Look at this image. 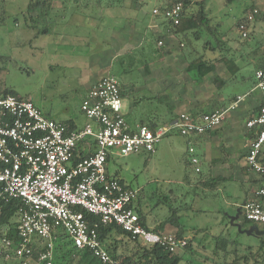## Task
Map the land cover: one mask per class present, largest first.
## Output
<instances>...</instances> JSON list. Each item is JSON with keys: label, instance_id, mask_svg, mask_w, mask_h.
<instances>
[{"label": "rangeland", "instance_id": "374dc122", "mask_svg": "<svg viewBox=\"0 0 264 264\" xmlns=\"http://www.w3.org/2000/svg\"><path fill=\"white\" fill-rule=\"evenodd\" d=\"M29 1L0 0V14L3 10L5 17L4 23L0 24V95L10 94L21 100L32 102L45 117L62 124L65 129L69 128L68 123L74 124L81 129L88 122V119L80 111V103L87 92L85 82L90 81L89 79L85 80L84 77L87 75H92L91 77L95 81L100 76L111 74L116 76L122 86L131 83L136 89L134 93L140 94L142 93V87H146L147 84L145 72L146 75H152L153 82L149 89H147V97H151L134 109L135 112H138L137 114H139L140 119L147 118L145 116H149L150 113L148 112L151 109L159 111L161 110V106L165 107V105L161 104L157 106L159 101L152 100L153 98L158 99L157 96L161 94V92H158L161 88V80L163 83H166L165 79L169 83L168 91L164 92L168 95H173V91L176 92L177 86L181 83H183L182 86L185 92H188L190 95H193V91L199 88L201 90L206 89L208 93L209 91H214L212 82L214 76L229 78L230 75L223 63H216V72L207 74L201 81L197 82L194 73L188 72L187 67L196 56L201 54L207 59L212 60L226 52L227 56L233 58L240 67H244L236 79L227 82L221 90L219 95H222L225 101L229 103L231 98L237 94L245 96V100L241 103V106L251 101V107L254 108L257 107L259 100H262L261 102L264 101V93L258 90L254 92L251 90L254 89L256 81L255 70L249 63L253 61L250 60L251 49L263 37L264 25L257 26L255 29L253 27L254 24L252 25L248 36L251 33L252 35L247 40V45H242L241 38H237L239 35L236 30L237 22L249 11L247 10L248 4L246 0H237L231 5H224L223 0H210L204 4L203 10L208 19H210V24L217 25V34L215 36H217L220 42H226L224 48L219 46L215 52L204 51L202 49L203 41L207 38L214 43L216 41L214 37H207L206 34L202 36L203 41L201 42L191 40L190 47L186 45L181 47L180 41L175 37L169 36L170 38L166 39V42L163 39V44L165 43V45L161 47V52L156 56H152L150 53L151 57L145 50L143 58L139 60L140 63L136 66V72L132 71L126 81L119 73H116L117 71L114 67L116 55L135 50L136 45L137 47L141 45L143 37L140 34L143 32V25L147 24V30L149 29L148 20L147 23L143 24L144 20L142 18L144 13H140L136 18H130L123 29L119 28L113 34L111 33L112 37L110 35V39L108 38L109 45L105 46L104 50L100 52L101 55L96 65L90 70L88 52L84 53L89 47L83 51V55L76 57L78 54H82L79 51V47L59 46L56 45L57 39L52 40L50 33L51 25L49 26L45 21H50L52 19L51 16H54L55 13L56 15L60 13L62 10L60 0H52L51 15L48 18L41 19L37 18V12H27ZM142 1L146 2L145 9L151 15V18L154 6L168 3V0ZM152 5L153 7H151ZM257 7L264 8V1H259ZM34 18L37 21L31 20ZM90 20L95 25L99 24L97 18L91 17ZM47 26H49L47 34H43L42 31ZM96 49L95 45L92 46V50L95 51ZM54 51L60 52V55L64 56L65 60L64 57L60 58L59 54L53 53ZM67 56L71 58L68 59ZM167 73L170 75V81L165 77ZM241 77H244V79H240ZM127 93L128 91L124 93V112L126 111L125 105H128ZM165 97L166 95L164 94L161 98L166 99ZM174 107V105H171L168 109V115L171 117L175 115ZM240 107L235 111H230L226 116L228 119H231L230 117H234L235 119L239 117V128L245 126ZM142 108L146 112L139 111ZM188 109L186 108L184 111L187 112ZM165 110L167 109L164 108V113H161L164 120L160 122H166L167 120V112L165 113ZM251 111L253 110L251 109ZM158 146L161 149L157 150L154 154L141 151L126 157H112L107 163L109 176L118 178L124 185L137 193L136 200L145 213L150 226H156L157 224L154 223L165 220L176 210L180 211L179 213L183 212L187 214V224L193 225L196 228H205L206 230L211 226V223L215 222L210 212H212L215 206L222 204L220 201L222 198L211 199L210 201L208 198H205V193L195 190L191 185H184L182 182L184 175L192 178L193 180L191 179V181L199 179V175L194 173V167L190 164V159L193 156L199 157L200 151L196 148L194 154L188 153L187 145L184 144L182 137L175 130L168 132ZM262 156L264 162V151ZM203 170L205 172L206 168L203 167ZM247 173L249 183L256 178H258L256 181L264 179V175L258 176L250 171ZM259 188L261 186L257 189ZM200 211L203 212L201 213ZM221 212L222 217L220 219L222 225L218 232H221L223 237L218 241V247L221 248L217 251L219 256L216 257L214 255V240L212 238L210 240L204 234L202 237L204 239L193 241L192 248L181 257L179 264H233V255H229L225 260L222 258V250L224 248L227 247L230 250L232 246L237 245L239 246L240 254H244L243 248L245 246L256 247L259 242H264V225L247 224L250 230L255 227V229L251 230L252 234H249L248 231L238 232L236 228L231 227L230 223L231 218H236L237 216L236 208L233 211L227 209ZM225 214L227 217L224 216ZM238 222L241 223L242 218ZM215 229L211 228L210 233L216 232ZM165 233L175 234L168 231H165ZM113 244H116L117 255L131 256L135 251L140 252L139 247L126 241L125 238L114 234L104 242L105 247L108 245L111 247ZM139 244L143 245L141 242ZM181 252H178V254ZM253 253H257L256 257H260L257 260L260 264H264V260L263 263L261 262L263 252L253 250ZM182 254L183 252L180 255ZM134 259L138 261L140 259L139 255ZM16 263V260H14L7 264ZM0 264H3L2 260H0ZM72 264H77V259ZM237 264L244 263L239 262Z\"/></svg>", "mask_w": 264, "mask_h": 264}, {"label": "built area", "instance_id": "2783aa9c", "mask_svg": "<svg viewBox=\"0 0 264 264\" xmlns=\"http://www.w3.org/2000/svg\"><path fill=\"white\" fill-rule=\"evenodd\" d=\"M152 16H160L174 26L184 18L181 3L163 10L154 6ZM258 19H264V8L256 6L236 25L241 38L248 36ZM164 45L162 39H157L158 47ZM255 81L254 89L264 93V72L257 70ZM244 100L245 96L239 95L224 109L178 114L154 131L145 126L131 128L123 113L121 83L106 74L80 103V111L88 122L81 129L66 133L62 124L45 117L32 102L13 95L1 96L0 216L2 202L21 203L14 222L17 242L2 239L5 250L11 248L16 264H54V241L65 236L72 246L89 251L100 264H118L110 258L96 230L99 225H114L144 246L162 247L170 253L182 251L187 245L185 238L141 226L135 212L137 193L107 174V161L111 156L126 157L141 151L153 154L162 138L173 130L184 138L213 131ZM245 128L254 135L245 154V167L255 175H264V102L257 114L245 122ZM89 140L94 151L75 159L78 147ZM188 152L193 154V148ZM190 164L196 173L200 172L196 157H191ZM262 198L264 187L244 203L245 221L264 225ZM86 215L96 218L92 227ZM10 257L6 252L5 259Z\"/></svg>", "mask_w": 264, "mask_h": 264}, {"label": "trees", "instance_id": "16d2710c", "mask_svg": "<svg viewBox=\"0 0 264 264\" xmlns=\"http://www.w3.org/2000/svg\"><path fill=\"white\" fill-rule=\"evenodd\" d=\"M210 0H168L167 4H157V7L160 10H163L165 7H169L174 3H181L182 11L184 18L180 20L178 25H173L169 21H165L160 16H152L145 9L146 2L144 3L142 0H60L63 12L69 11L70 15L78 14L83 17H93L99 20V24L97 27V33L105 39V46L109 45V40L111 33L114 29H123L127 24L130 18H136L140 13H144L143 16V24L147 23L151 20L152 22H157L159 26L162 27V36L160 38H154V36L147 30V24L143 25V32L140 34L142 38L141 45L139 47L134 48L135 50L128 51L124 54L116 55L115 61V70L116 73H119L123 78L128 79L129 75L132 71L136 72V66L140 63V59L143 58L145 50L152 54V56H156L161 52V47L157 46V39H163L165 37H175L178 41L181 42L183 47L186 45L190 47L191 40L195 42L203 41L202 36L214 37L215 43L208 38L203 41L202 49L204 51H212L215 52L217 47L221 46L224 48L226 45L225 41H221L217 39V25L210 24V19L206 16L203 7L204 4ZM237 0H223L224 5H231ZM259 1L264 0H246L248 7L247 10H251L257 6ZM51 2L52 0H30L27 4V12L31 13L33 11L37 12V18H48L51 15ZM194 9V12H193ZM246 10V11H247ZM117 13V15H115ZM3 10L0 14V24L4 23L5 17L3 15ZM149 18V19H148ZM243 19V18H242ZM240 19V20H242ZM32 21H37V19H31ZM47 20L45 23H49ZM239 22V21H238ZM237 22V23H238ZM264 25V19H258L254 22V29L257 26ZM42 31V33L47 34V28ZM252 35V33H251ZM250 35V36H251ZM250 36L246 38H241L238 35L237 38H241L242 45H247V40ZM102 39V38H101ZM214 43V44H213ZM241 45V46H242ZM227 49V48H226ZM252 50L249 62L253 69L260 70L264 72V34L261 40L257 41L255 47ZM228 51V50H226ZM253 55V56H252ZM151 56V55H150ZM151 56V57H152ZM247 56V55H246ZM247 58V57H246ZM245 58V60H246ZM248 59V58H247ZM213 60V61H212ZM209 60L203 54L196 56L188 65L187 71L194 73L195 80L201 81L207 74L216 72V63H223L230 77L227 81H223L221 77L214 76L212 82L214 90L218 93L224 88L227 82L235 80L236 77L241 73L244 67H240L233 58L227 56L226 52L218 55L214 59ZM249 61V59H248ZM134 72V73H135ZM254 75V74H253ZM116 77V76H115ZM240 79H244L241 77ZM255 84V82H254ZM122 86V84H121ZM10 95L3 94L1 96ZM235 97L231 100L234 101ZM68 129H66V133L71 132L72 126L70 123L67 124ZM157 124L151 122L147 124L146 127L151 131H154L157 128ZM75 159L79 157L75 156ZM264 163V162H263ZM245 173V171H244ZM121 183H123L120 180ZM206 187H209L206 183L204 184ZM2 213L0 216V260H2L3 264H7L8 262L14 261L15 258L11 253V248L5 250L3 244L1 243L2 239H8L16 243L15 231H14V222L18 213L19 208L21 207V203L17 200H8L1 203ZM139 202H135V212L138 214L140 219V224L147 230H150L155 233H163L164 227L167 224L178 225L180 221V215H178V211H174L169 216V219H165L159 222L156 226H150L149 222L146 219L145 213L140 208ZM189 209V208H188ZM187 209V210H188ZM183 213V212H182ZM242 217V216H241ZM86 218L89 221L91 227L96 223V218L90 217L86 215ZM251 223L245 221L242 218L241 223V232H245L246 230H250L248 225ZM179 229H182L181 225L177 226ZM97 233L99 235V239L101 242H105L112 234L121 236L125 238L126 241L133 243L137 247H139V251H135L131 256L129 255H117V247L116 244L108 245L106 250L110 256V258L119 264H179L181 261V257L186 254L192 248V241L187 240L186 247L182 250L181 253H170L158 246H144L139 244L137 241H132L127 234L122 232L118 227L114 225L109 226H101L97 227ZM176 237L183 238V233L177 232ZM223 235H218L215 239L214 246V255L217 257L218 250L221 248L218 247V241L221 240ZM121 242V241H120ZM233 248V249H232ZM230 250L228 248H224L222 250V258L225 260L229 255H233V262L235 264L239 262H243L244 264H260L257 260L260 258L256 257L257 253H253V250L257 252H263L262 255V263L264 260V242H259L256 247L253 246H245L243 248L244 254H240L239 246H232ZM10 254V259H5V253ZM246 252V253H245ZM140 259L137 261L134 258L137 256ZM34 256H36V251L34 252ZM77 259V264H100L87 250H78L74 246H72L70 240L65 236H60L54 241V264H72V262ZM119 261V262H118ZM225 263V262H224ZM233 263V264H234Z\"/></svg>", "mask_w": 264, "mask_h": 264}, {"label": "crops", "instance_id": "0c3cea01", "mask_svg": "<svg viewBox=\"0 0 264 264\" xmlns=\"http://www.w3.org/2000/svg\"><path fill=\"white\" fill-rule=\"evenodd\" d=\"M151 7H153V5ZM51 17L52 19L48 24L49 26L51 25L50 33L52 36V40L57 39L56 45L59 46H63V47L72 46L73 48L79 47L80 48L79 51L82 54H78L76 57H80V55H83L84 53L88 52L87 55L89 57V69L91 70V68L94 65H96L98 58L101 55L100 52L104 50L106 43L104 36L102 35L101 37L97 33L96 29L98 27V24L97 25L93 24V22H91L90 20L91 17H83L78 14L70 15L69 11L63 12V10H61L58 15H56L55 13L54 16ZM148 28H149L148 29L149 32L154 36V38H160L162 36V27L159 26L157 22H152L150 20L148 22ZM115 30L116 29H114L112 34L115 32ZM169 38L170 37H165L163 39L166 42V39ZM94 45L97 48L95 51L92 50V46ZM87 47L89 48L87 49ZM136 47L137 45L135 46V48ZM83 51L85 52L83 53ZM53 53L59 55L61 54L58 51H54ZM59 57L63 58L64 56L62 57L60 55ZM67 58L70 59L71 57L67 56ZM91 76L87 75L84 77L86 81L88 79L91 81V82L88 81L87 83L85 82L87 86V90H86L87 92L96 83V81H98L102 77L100 76L95 81H93ZM145 77H146L145 80H147V84L146 87L145 86L142 87L143 89H141L142 90L141 94L134 93L136 89L135 87L132 86L131 83L124 84L123 86H121L123 100L125 99V95H124L125 91H128L127 93L128 105H125L126 111L125 112L123 111V113L126 122L131 128H136L138 126L146 127V125L150 124L151 122L156 123L159 126L161 124L167 123L175 119L177 115L181 113L200 114L216 109H224L229 106L231 101H233L231 100L228 103L227 101H225V98L222 95H219L220 93H216L215 90L209 91L208 93L206 89L201 90L199 87H198L199 89L193 91L192 93L193 95H190L188 92H185V90L183 89L182 86L183 83L177 86L176 92L173 91L172 93L173 95H168L167 93L164 92L168 91L169 83L167 80L164 79L166 83H163V81L161 80V88L158 90V92H161V94L157 96L158 99L153 98L152 100L159 101L158 102L159 104L157 106H160L161 104V105H165V107L161 106V110L159 111L155 109H151L152 111L150 110L148 112L150 113L149 116H145L147 118L140 119L139 114H137L138 112H135L134 109H136L142 103H145L147 99L151 97V96L147 97V89H149L151 83L153 82L152 75L149 74L146 75L145 72ZM165 77L170 81L169 79L170 75H168V73L165 74ZM221 78L223 81H227L228 79V77L225 76H222ZM251 90L253 92L256 91L255 89H251ZM164 94L166 95L165 97L166 99L161 98L162 96H164ZM236 96H233V98ZM261 101L262 100H259L257 107L254 108L251 107L252 106L251 101L244 103V106L240 105L241 106L240 112L242 113L243 116L242 120H244V123L248 119H250L251 117L257 114L258 107L262 103ZM171 105L175 106L174 107L175 115H172V117L168 115V109ZM164 108L167 109L165 110V113L167 112L166 113L167 120L165 119L166 122L164 121L160 122L161 120H164L163 115H161V113L162 114L164 113L163 111ZM186 108H189L187 112L184 111ZM251 109L253 111H251ZM139 111L146 112L144 108H142ZM230 118L231 119L225 117L224 121L217 129L207 132L203 135L191 136L190 138L182 137L184 144L187 145V151L190 147L193 148L194 151L193 154L195 153L196 148L198 149V151H200L199 157L194 156L198 160V168L200 170L199 173H196L195 171L194 173L199 175V179L197 181H191L192 178L184 175L182 182L184 185L185 184L191 185L195 190L200 191L201 193H205L206 194L204 195L205 198H208V200L210 201L211 199L222 198L220 200L222 204L215 206L212 209V212H210V214L213 217V221L215 222L211 223V226H209L206 230L205 228H198V227L196 228L193 225L187 224L186 222L187 214L182 212L179 213L180 212L179 211L178 215L181 216L180 217L181 219L178 222V225L173 226L171 224H167L164 227L165 229L164 232L168 231V232H174L176 234L177 232L181 231L183 233V238H185L188 241H192V243L194 240L204 239L202 238L204 234H206V236H208L210 240L211 238L212 240H214L218 235L221 234V232H218V230L221 228L222 225L220 219V217H222L221 211L227 209L233 211L234 208H236L237 216L236 218H231L230 220L231 227H234L238 232H241L240 226L242 222L239 223L238 221L242 218L241 217L242 206L244 205L245 202L253 199L254 193L258 187L260 186L264 187V179L256 181V179H258L256 178L249 183V179H248L249 176L247 177L248 175L247 172L249 171L245 167L244 156L248 150L250 140L254 136L253 131L247 130L245 126H243L244 128L243 127L239 128L238 125L239 117H237L236 119L234 117H230ZM71 126H72L71 129L72 131L80 129L79 127H76L74 124H71ZM160 149L161 148L157 145L154 153H156V151L157 150L159 151ZM93 151H94V146L90 145V140H89L78 147L76 156L79 158H83L91 154ZM263 151H264V147L262 149L261 156ZM112 157L114 156L109 157L107 163L110 161ZM262 163H263V156H262ZM203 167L206 168L205 172H203L204 171ZM106 170H107V165H106ZM112 177L114 178V176ZM205 183L209 185V187H206L204 185ZM261 201L264 204V198H262ZM200 212L202 213L203 211ZM224 216L227 217L226 214ZM169 218L170 217L166 219ZM154 224H158V222ZM180 225L182 229H179L177 227ZM211 228H216L215 229L216 232L210 233ZM247 231L248 230H246L245 232Z\"/></svg>", "mask_w": 264, "mask_h": 264}, {"label": "water", "instance_id": "95a60500", "mask_svg": "<svg viewBox=\"0 0 264 264\" xmlns=\"http://www.w3.org/2000/svg\"><path fill=\"white\" fill-rule=\"evenodd\" d=\"M253 229H255V227ZM253 229H251V230H253ZM251 230L249 231V233H251Z\"/></svg>", "mask_w": 264, "mask_h": 264}]
</instances>
